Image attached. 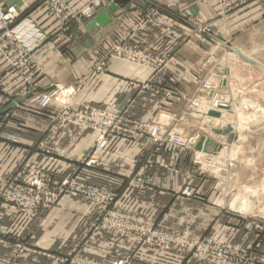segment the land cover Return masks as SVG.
I'll return each instance as SVG.
<instances>
[{"label": "crops", "instance_id": "crops-1", "mask_svg": "<svg viewBox=\"0 0 264 264\" xmlns=\"http://www.w3.org/2000/svg\"><path fill=\"white\" fill-rule=\"evenodd\" d=\"M37 1L0 0V6L14 9L44 33L32 54L41 71L31 92L22 93V78L0 55V176L15 174L24 161L31 162L27 178L39 171L55 177L77 176L113 191L116 198L112 206L124 212L188 237L230 239L248 248L256 260L253 264H264V217L254 213L250 219H242L224 210V198L241 188L234 181L241 163L234 158L244 156L241 162H249L254 153L248 147L250 140L259 138L243 132L252 129L253 135L259 132L255 136H264V121L251 128L244 126L241 133L234 128L238 136L231 143H226L225 136H210L208 132L223 128L232 111L264 113V0L227 16L221 15L216 0H117L118 8L104 27L87 29L89 21L83 20L66 30L44 5L35 4ZM67 1L73 9H81L92 0ZM187 17L211 22L215 38L207 40L193 32ZM134 25V42L161 63L147 68L111 58L103 70L89 73L102 50L121 35L130 34ZM203 80L231 102L221 117L187 112L188 99L205 98L211 93L201 87ZM55 85L60 92L53 107L39 109L33 99ZM16 98L21 102L8 109ZM67 103L70 108L85 104L124 111L130 125L135 126L132 133L141 121L178 125L184 120L185 135L209 136L210 148L216 143L224 148L210 155L198 151L196 144L182 157L173 149L153 153L154 146L140 134L113 135L105 151L95 156L97 163L85 166L76 160L91 153L95 135L63 120L61 108ZM39 141L64 153L34 152L32 148ZM225 150L232 164L224 162ZM188 152L191 157L223 159L221 170L232 167V183L219 182L214 192L203 183L200 194H180L183 187L176 183L177 177L182 174L185 182L194 177L192 159L184 158ZM148 159L151 163L144 170L151 177L150 184L142 190H130L128 178ZM0 209H6V214H0V264H74L71 258L75 255L105 260L116 252H136L132 264H212L181 252L149 245L137 247L105 232L85 235L86 226L105 206L78 197H63L55 206L29 214L3 202ZM84 238L87 243L75 248Z\"/></svg>", "mask_w": 264, "mask_h": 264}, {"label": "rangeland", "instance_id": "rangeland-1", "mask_svg": "<svg viewBox=\"0 0 264 264\" xmlns=\"http://www.w3.org/2000/svg\"><path fill=\"white\" fill-rule=\"evenodd\" d=\"M65 1L67 4H69V2L67 0H65ZM93 1L94 0H92L90 3L92 4ZM114 1L115 0H111L107 4L98 7L94 11V13L91 17H79L78 20H69L68 26L63 24V25H61V28L66 30V28H64V27H67V29H68V27H70L71 24L74 23L75 21H83V20L90 21L91 19H93V17L97 14V12L100 9L107 7L111 2H114ZM216 1H218V0H216ZM260 1H262V0H259V2ZM35 4L44 5L45 8L47 9V11L49 12V8L44 3H42V0H38ZM218 5L220 6V9H221L220 3H218ZM87 6H85V7H87ZM85 7L81 8V9H75V10L81 11ZM18 15L19 16H18V20L16 21V23L18 24V23L24 22V18H22V15H20L19 13H18ZM51 15L54 17L53 14H51ZM221 15L227 16L229 14H227V15L222 14V9H221ZM186 21L192 26L193 32L196 31L195 25H197L199 23L200 24H206L208 31H206L203 34L198 33V35H202L203 38H205L207 40H212L213 38H215V32L213 30L214 26L211 22H204V21H201V20L196 19L194 17H187ZM134 29H135V25L131 28L132 32L130 34L121 35L120 37H118L116 39V41L112 42L105 49H103L101 57L89 67V73L93 74V73H96L98 71L103 70L105 65H102L97 69H94V67L97 63L103 62V61L104 62L106 61V63H107L109 59L115 58V57H107L106 56L107 59H105L106 50L109 48L110 45L114 44L115 42H117L122 37H124L125 41L128 43L127 44V45H129L128 47H131L132 49L134 48L137 51L144 53V55H147L149 57V59H151V60L153 58H157V57L153 56L146 49L140 48L134 42V40H135L134 39L135 35L133 33ZM39 33L41 35H40V37L36 38V42L41 43L43 40V37H44L43 36L44 33H42V31H39ZM33 52H32V54H33ZM1 58H2V56H1ZM2 60H3V62L6 63V65H8V63L3 58H2ZM128 62H130V61H128ZM130 63L138 64L140 66L150 68L151 66H156L159 63H161V60L157 63L155 61L152 64L150 61V64H145V65H141L140 63H137V62H130ZM38 76H39V74L37 75V77ZM37 77H36V79H37ZM204 82H207L209 85H211V83L208 82L207 80H203V81H201V87H203ZM56 86H58V85L53 86L47 92L53 91L54 89L57 88ZM34 87L31 89H28V91L22 89V93L26 94L28 92H31L34 89ZM23 88H24V86H23ZM204 89H206V88H204ZM206 90L210 91L211 93L208 94L207 96H205V98H199L198 99L199 101L204 102V103H202V109H205L206 106H213L215 100H218V102H221V103H225V106H222V107L214 106V108L207 110L206 113H208V111H218L222 115L223 112H226V110L229 109L231 102H230L228 97H224L223 95L219 94L218 91L213 86H212V90H208V89H206ZM47 92H45V93H47ZM58 92H60V88H58ZM41 94H44V93H41ZM40 95H38L37 97H39ZM58 95L59 94H57V96L54 98V100L52 101V103L49 106H46L43 108H39V106H37V97L35 99H33V101L35 102L36 106L39 109H47V108L53 107V103H55L57 98L59 97ZM214 95L217 97L212 99V97ZM194 99H195V97L187 100V112L189 114H192V115L193 114H202V116L204 117L205 113H202L199 111H194V110L190 109L189 103ZM64 103H66V102H64ZM69 106L70 105L68 103L66 104L65 107L61 106L62 107L61 109L64 108L61 111V114L63 116H64V114H63L64 112L70 113L74 110L80 111V109H83L84 106H91V105L83 104V105H79V107H73V108L72 107L70 108ZM66 107L68 109H65ZM91 107H95V106H91ZM96 108H101V107H96ZM101 109H107V108H101ZM109 110L116 111L113 109H109ZM122 113L125 115L124 111H122ZM238 113H240L241 116L243 118H245V121L247 123L244 124V126H247V128H251L250 126H252V125L254 126V125H256V123H260L261 120H264L263 119L264 113H262V112H259L261 115L257 112L258 115L256 116L253 114V111H250V110H244V111L243 110H239V111L235 110V111H232L230 114H227L228 118H227L226 123L233 120L234 123H232V122H229V123H232L235 126V128H237L236 121L238 119V117H237L239 115ZM212 117H214V116H212ZM125 118L127 120L128 126L117 127L114 132L109 134L107 144H108L109 138L112 137L113 135L114 136L118 135L120 137H123L124 134H127V135H129V134L130 135L140 134V136L147 137L148 140L151 142V144L154 146L153 147V153L157 152L159 149H162V150L166 149V151L173 149V151L175 150L176 152H178V155H180L182 153L180 155V156H182L184 151L191 150L202 138V136L200 137L199 133H194L191 135H185L184 134L185 133V126L183 123L184 120H182L181 123L178 125H170V124H166L165 122L162 123V122H157V121L156 122H154V121H141L138 124L139 127H137L135 129V131L132 133L133 128L135 126L130 125L129 122L131 120L127 116H125ZM64 121H66V120H64ZM67 122L72 124V125H75L77 128H80L83 130H89V131L94 133L95 141H94V145H93V148L91 150V153L85 154L82 158L77 159L76 161H78L79 163H81L85 166L95 165L97 163V159L95 156L97 154L105 151L107 144L104 145L102 148H98L97 136L99 135V132L97 130L92 129L91 127L88 128V127L81 126V124H78V123L76 124V123L71 122V121H67ZM153 124L159 125L161 127V130H159V136H165L166 134H169L171 131H177L185 139L196 138V140L190 146H187V145H185V146H174V145H171L170 143H167V141H165L163 139V137L160 138V140L155 141L152 133H150L148 131L149 126L153 125ZM216 128L221 129L220 126L216 127ZM248 130H249V132H247ZM241 131H242V129H241ZM241 131L239 133H241ZM252 131H253L252 129H247L243 132V134L246 133L245 135H247L249 137H259V138H251L252 140H250V143L248 145L249 150L253 149V151H254V153H252V159L249 162L245 161L242 163L241 160H244V158H243L244 156H241V157L235 156V158H234V160L237 163L238 162L241 163V167L236 170V172H238V173L235 175V178H234V181L236 183L237 182L240 183L241 188L239 191H236L233 194L227 193V194H229V196H226L227 198H224V199H226L225 200V202H226L225 203V209H224L226 211V213L231 214V215H240V217L242 219H250V217H251L250 215H253L254 213H259L260 215H262L264 217V203H260V202L264 201V175H263V172H264V166H263V164H264V136H262V135L261 136H255V135H258L259 132H257L255 135H253ZM208 132H209L210 136L211 135L212 136L218 135L214 132L213 129L208 131ZM237 134L238 133L234 130V135L238 136ZM203 137H205V136H203ZM207 137H209V136H207ZM50 146L51 145H48L45 142L39 141V142L34 144L32 149L34 152H45V153L52 152L55 154L60 153V155H61L62 151L60 152L57 150H53L52 146L51 147ZM177 150H179V151H177ZM163 151H165V150H163ZM230 152L231 151H229L228 153H230ZM63 153L64 152H62V154ZM223 154H224L222 156L223 159L224 158L227 159L225 161L223 159H218V158L212 160L210 157H208L209 160H206V158H203L200 155H196V156L191 157L189 152L187 154H185L184 158H186V159L191 158L192 159V165L194 166V175H193L194 177L191 178V180H189V181L186 180V182L184 181V176L182 174L179 175V177H177L176 183L182 184V187H183L179 191L180 194L192 197L193 195L199 193L198 189L203 183H207L208 189H210V192L215 191L214 187L219 182L231 184L232 183L231 174L233 173L232 169H231L232 167L231 168H225V171H224V170H221L220 164H222L221 162H223V161L225 163L226 162L230 163L228 161H231V164H232V160H229L227 157H225L226 156L225 154H227V150H225ZM70 159L71 158H69V160ZM91 160H93V162ZM150 163H151V159H148L145 162V164L139 168V171H136L132 176H130L128 178V188L130 190H142V189H145L148 186V184H150L151 177L144 170L146 168V165H148ZM30 164H31V162L24 161L21 168L18 171H16L15 174H13L11 176H0V202L14 206L16 208V211H18L22 214L23 213L24 214L34 213V212H36L42 208H47V207L51 208V207L55 206V204L60 199H62L63 197H67V198L78 197L79 199H83L85 201L90 202L92 205L105 206V209L98 213L95 220L91 221L89 223V225L86 226L85 231L83 233L85 235L86 234L89 235L92 232H105V233H108L109 235H111L112 237H115V240L120 239L121 241L122 240L130 241V242L135 243V245L137 247L142 246V245H149V246L156 247L159 249L181 252V253H185L186 255L188 254V256L190 258L195 259L197 261L208 262V263H212V264H253V262L256 261L255 258H253V256L250 255L248 248L236 245L230 239L229 240L228 239L222 240V239H216L212 236L188 237V236L184 235V233H181L177 230L160 228L158 225L147 222L145 219H143L142 217H140L136 214L124 212V211L112 206V204L114 203V200L116 198V194L113 191L106 189V188H103V187H99L97 185H92V184L86 182L85 180H83L77 176L64 175L62 177H55V176H52L48 172L39 171V172H36L34 175L29 176L27 178L25 175L27 174V170L29 169ZM179 167H181V165ZM17 172H19V173H17ZM181 173H183V171H181ZM204 179H206V181ZM36 180H39L41 183L45 184V186L41 185V184L39 185L36 182ZM187 188L190 191L185 192V190H187ZM212 194H213L212 197L215 198L216 197L215 193H212ZM36 200L38 201V203L35 202ZM245 200H247V201H245ZM245 203H247V205H249L250 208H248V207L245 208V206H247ZM243 207H244V209H243ZM250 209H252V210L250 211ZM0 214H6V209H0ZM18 214L19 213L16 212V215H18ZM155 234H156V236L158 234L160 235L159 239L156 238ZM168 236H170L172 239L166 238ZM162 237H165V238H162ZM85 238H87V237H85ZM85 238L83 240H79L78 245L75 248H80L81 246L85 245L88 241ZM207 241H212V243H213L211 245L210 251L212 249L213 250L218 249L222 246L224 247V249L226 250L224 262L221 263V262L213 260L210 257H205V256L201 255V253L199 252L200 249H198V248L200 245L206 243ZM17 245H20L18 243V241H17ZM116 253L117 254L113 255V257H111L109 259H105V260H103V259L93 260L91 258H87V257L81 256V255H75L71 258V261L74 264H116L119 262H121L122 264L134 263V258H135L134 254L136 252H134V253L129 252L127 254L126 253L120 254L119 252H116Z\"/></svg>", "mask_w": 264, "mask_h": 264}, {"label": "built area", "instance_id": "built-area-1", "mask_svg": "<svg viewBox=\"0 0 264 264\" xmlns=\"http://www.w3.org/2000/svg\"><path fill=\"white\" fill-rule=\"evenodd\" d=\"M109 1L111 0H94L92 4L90 3L81 11L72 9L65 0H42V3L49 8V13L53 14L55 19H57L61 25L65 24L68 26L69 20H78L79 17H91L98 7L107 4ZM257 1L259 0H218L217 2L221 5L222 14L227 15L242 10ZM18 16V13L15 12L14 9H5L0 6V55L8 63L10 68L15 70L22 77L24 82L23 89L28 91V89L35 86L36 77L41 71L32 56V52L40 45V43L36 42V38L40 37L41 34L39 33V30L27 20V18H24V22L17 24L16 21L18 20ZM64 28L67 29V27ZM62 30L65 29L62 28ZM195 30L197 34H203L208 31L207 25L200 23L195 25ZM127 44L128 43L125 41L124 37H122L117 42L110 45L106 50L105 59H107V57H115L125 61L137 62L141 65L150 64V61L151 64L155 61L156 63L160 61L159 58H153L152 60L149 59L147 55H144V53L137 51L134 48L132 49L131 47H128L129 45ZM105 63L106 61L97 63L94 69L105 65ZM56 87L57 88L53 91L41 94L37 97V106H39V108L49 106L52 103L58 94V88H60L59 86ZM203 87L212 90V86L207 82L203 83ZM216 97L217 96L214 95L212 99ZM218 103L215 102L213 106H206L205 109H202V103L198 99H194L189 103V107L191 110L199 111L206 115V111L214 108ZM219 105H221V103ZM67 107L65 109H68ZM63 114V120L71 121L76 124L78 123L81 124V126L88 128L91 127L92 129L97 130L99 132V135L97 136L98 148H102L107 144L109 134L114 132L117 127L128 126L127 120L122 111H112L109 109L84 106L80 111L74 110L70 113L64 112ZM159 130H161L159 125L153 124L149 126L148 131L152 133L155 141L160 140V138L163 137V139L171 145L190 146L196 140V138L185 139L177 131H171L165 136H159ZM91 161L93 162V160ZM36 182L39 185L41 184L45 186V184L41 183L39 180H36ZM186 191L188 192L190 190L187 188L185 192ZM35 202L38 203L37 200ZM159 237L160 235L158 234L156 238L159 239ZM166 238L172 239L170 236ZM212 244V241H207L200 245L198 248L200 249L199 252L202 256L210 257L221 263L224 262L226 250L222 246L210 251ZM116 264L122 263L119 262Z\"/></svg>", "mask_w": 264, "mask_h": 264}, {"label": "water", "instance_id": "water-1", "mask_svg": "<svg viewBox=\"0 0 264 264\" xmlns=\"http://www.w3.org/2000/svg\"><path fill=\"white\" fill-rule=\"evenodd\" d=\"M118 8V1L115 0L114 2H111L107 7L100 9L97 14L91 19L87 24L86 28H101L107 25L110 20L113 13ZM22 99L16 98L9 106L8 109H11L15 107V105L19 102H21ZM209 115L214 117H220L221 114L218 111H209ZM233 125L230 123H227V125L221 129H216L214 132L218 135L226 136V142L230 143L232 142V139L235 137L233 133ZM211 145V139L208 137H202L201 140L197 143L196 149L201 150L203 152H206L211 155H215L221 148V143H216V147L213 146V148H210Z\"/></svg>", "mask_w": 264, "mask_h": 264}, {"label": "bare ground", "instance_id": "bare-ground-1", "mask_svg": "<svg viewBox=\"0 0 264 264\" xmlns=\"http://www.w3.org/2000/svg\"><path fill=\"white\" fill-rule=\"evenodd\" d=\"M251 101H252V100H251ZM200 102H201V103H204L203 101H200ZM215 102L218 103V100H215L214 103H215ZM220 103H221V102H219L216 106H218V107L225 106V103H221V105H219ZM207 104H208V103H207ZM241 105H242V104H241ZM253 105H254V103H253ZM257 112L259 113V111L253 110V114L256 115V116L258 115ZM235 113H236V112H235ZM208 114H209V111H208ZM238 114H239V115L237 116L238 119H237V121H236V126H237L238 131L240 132L241 129H244V124H246L247 122L245 121V118H243V117L241 116L240 113H238ZM259 114H260V113H259ZM260 115H261V114H260ZM261 117H262V116H261ZM263 119H264V118H263ZM261 121H262V120H261ZM263 121H264V120H263ZM228 123H229V122H228ZM255 123H256V122H255ZM230 124L233 125L232 123H230ZM226 125H227V123H225L224 127H225ZM246 127H247V126H246ZM233 128H235L234 125H233ZM233 133H234V130H233ZM225 137H226V136H225ZM226 143H228V142H226ZM230 143H231V142H230ZM221 145H222V148H221L218 152H220V151L223 150V148H224V147H223L224 145H223V144H221ZM198 151H201V150H198ZM202 152H203V151H202ZM216 154H217V153H216ZM216 154H215V155H216ZM254 193H255V192H254ZM252 194H253V193H252ZM252 194H251V195H252ZM245 201H247V200H245ZM245 201H244V202H245ZM245 204L247 205V203H245ZM245 204H244V205H245ZM246 207L250 208L249 205L245 206V208H246ZM248 208H247V209H248ZM243 209H244V207H243ZM245 210H246V209H245ZM251 210H252V209H250V211H251Z\"/></svg>", "mask_w": 264, "mask_h": 264}]
</instances>
